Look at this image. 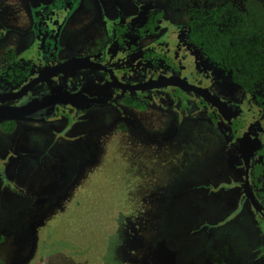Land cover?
<instances>
[{
	"label": "rangeland",
	"instance_id": "obj_1",
	"mask_svg": "<svg viewBox=\"0 0 264 264\" xmlns=\"http://www.w3.org/2000/svg\"><path fill=\"white\" fill-rule=\"evenodd\" d=\"M225 1L0 0V56L19 55L16 78L35 62L39 75L93 60L122 83L137 84L120 68L131 73L146 50L162 51L203 73L191 79L195 85L218 97L225 91L240 97L243 92L186 42V10ZM151 11L162 12L156 31L134 36ZM122 24L128 29L119 44ZM72 76L108 102L116 91L96 69ZM168 91L140 113L118 104L119 93L110 106L90 104L77 117L70 111V128L59 118L18 119L13 131L0 128V262L264 264L260 220L245 208L228 217L238 199L237 190L228 191L229 166L241 169L235 145L227 152V137L207 117L163 102ZM257 137L264 144L260 131Z\"/></svg>",
	"mask_w": 264,
	"mask_h": 264
},
{
	"label": "flooded vegetation",
	"instance_id": "obj_2",
	"mask_svg": "<svg viewBox=\"0 0 264 264\" xmlns=\"http://www.w3.org/2000/svg\"><path fill=\"white\" fill-rule=\"evenodd\" d=\"M123 25L126 27L127 31V24H122L121 26ZM126 31L125 33H122V35H117L116 32L115 36H119L117 43L122 44L124 42L122 37L125 36ZM134 36L141 38L144 37L139 35ZM187 44L192 46L188 42ZM192 47L195 48L194 46ZM150 51L155 53L161 52L164 54L166 58L172 61L173 67H163V62L160 60L157 66H153L151 62L144 57V52L143 57L140 58L138 68L132 70L131 73H128L127 69L120 68V74H122L128 80L140 82L137 84L122 83L120 79H116L112 69H110L108 66H105L103 63L93 60L67 62L52 72L39 75L36 74V71L34 72V69H36L34 67L36 62L35 65L31 64V68L25 75L21 76L20 81L16 85L7 82L2 84V86L0 84V120H2L0 121V128L4 131V128L2 127L4 124L10 126L11 123H13L15 129L17 123L16 121H18V119H30L35 122H44L57 118L63 120L70 128L72 126L69 124L68 120V114L70 111L73 113V117H77L79 114H82V112L90 104L97 105L101 108H104L106 105L110 106L113 101L112 96L114 97V95H119V93L122 95L121 97H117L118 104H121L126 109L140 113V111H145L148 106H152L151 103L155 99V96L159 95L160 93L166 94L165 90L169 89V97L165 99L163 98V102L166 101L171 103V108H175L174 110H176L178 113H193L191 111H194L195 113L197 112L196 116L203 118L207 117V121L216 129H218L221 134H224L227 137V152H229L228 146L230 143L235 145L237 149V155L240 158L241 169H234L236 166H238L236 164L229 166V168L232 169L233 177L231 179V183L228 184L230 187L228 188V191L231 193L234 192L233 190H237L236 194L238 199L236 201L237 208L234 212L232 211L228 217L235 218L239 216L240 212L243 210V208H245L250 212V215L252 214L253 217H256L260 220L264 230V172L255 179L252 176L254 165L258 161V150L261 147H264V144H261L259 141L260 138L257 137L259 131L261 135H264V120L262 115L257 112L259 108H257V106L252 102L249 94L240 88L239 91L243 92V95L240 97L239 95L231 92L226 93V91L221 97L209 93L206 89L195 85V83L191 81V79L195 78L196 75L199 76L200 74H203L202 72H198L196 69L190 66L183 65L182 63L175 60L169 53L154 50ZM12 53L15 55L17 61L19 55L16 54L15 51H12ZM7 54L0 56L2 57V62L0 61V71H4L6 66H8V60L6 59ZM204 62L207 65L205 60ZM86 63L100 64L107 67V70L94 66H82ZM209 67L211 66L209 65ZM81 68L96 69L106 75L113 86V90H116L114 95L109 98V102L108 99H105L103 95H99L95 93V91L92 93L89 91L90 88H87L83 84L77 85L74 82L72 73ZM108 70L112 71L114 79L111 77ZM166 79L186 81L191 85L202 88L204 92L220 103H218V106H214L207 98L197 94L196 92L176 86L157 87L141 90L126 88L138 87L152 81ZM73 82L75 84H73ZM159 89L162 91L145 93V91ZM150 94H153L154 97H149ZM127 96L140 103L142 108L137 109L126 106L122 102V99L126 98ZM100 102H106L107 104L100 105ZM8 103H10L8 107L3 106L4 104ZM255 110L256 114L254 113ZM200 112H204L205 116L204 114L201 116ZM8 114H10V116L13 118H8ZM256 115L260 116V120L255 118ZM240 145L243 149L245 161L241 154ZM249 146L252 148L247 150V147ZM232 162L233 161L230 160V163ZM239 171H241L242 175L241 180H239ZM228 220L229 218L227 221ZM262 251L264 254V248Z\"/></svg>",
	"mask_w": 264,
	"mask_h": 264
},
{
	"label": "trees",
	"instance_id": "obj_3",
	"mask_svg": "<svg viewBox=\"0 0 264 264\" xmlns=\"http://www.w3.org/2000/svg\"><path fill=\"white\" fill-rule=\"evenodd\" d=\"M161 17L162 12L159 11L148 13L143 24L132 33L144 36L154 32ZM186 17L187 42L202 54L207 64L219 70L225 79L249 94L264 120V0H226L210 9L190 6L186 10ZM125 31L126 27L123 25L117 35H122ZM144 57L153 66H157L161 61L163 67H173L172 61L161 52L148 50ZM6 59L8 66L4 71H0V84L7 82L16 85L22 76L16 78L18 62L12 52L6 55ZM122 102L131 108H142L140 103L128 96L122 99ZM2 127L4 131H11L14 124H4ZM251 148L249 146L247 150ZM263 172L264 147H261L252 176L255 179ZM228 247L231 250L230 246ZM211 264L232 263L227 260H212Z\"/></svg>",
	"mask_w": 264,
	"mask_h": 264
},
{
	"label": "water",
	"instance_id": "obj_4",
	"mask_svg": "<svg viewBox=\"0 0 264 264\" xmlns=\"http://www.w3.org/2000/svg\"><path fill=\"white\" fill-rule=\"evenodd\" d=\"M82 66H94V67H98V68L107 70V67L102 66L100 64H95V63H86V64H83ZM108 72L110 73L111 77L114 79L112 71L108 70ZM166 86H176V87H181V88L196 92L197 94L207 98L214 106H218V103H220L219 101H217L213 97L209 96L206 92H204V90L202 88L196 87L194 85L189 84L186 81H181V80H172V79L157 80V81H152V82L143 84V85L138 86V87H126V88L141 90V89H152V88L166 87ZM240 150H241V154L243 156V159L245 161V157L243 155V149H242L241 145H240Z\"/></svg>",
	"mask_w": 264,
	"mask_h": 264
}]
</instances>
